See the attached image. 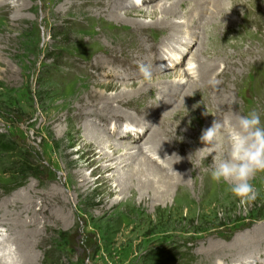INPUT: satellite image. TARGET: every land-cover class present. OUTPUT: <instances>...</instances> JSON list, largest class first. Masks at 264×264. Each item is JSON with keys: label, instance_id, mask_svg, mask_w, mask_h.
<instances>
[{"label": "rangeland", "instance_id": "1", "mask_svg": "<svg viewBox=\"0 0 264 264\" xmlns=\"http://www.w3.org/2000/svg\"><path fill=\"white\" fill-rule=\"evenodd\" d=\"M201 1L186 0L183 6L180 1V6L183 10L185 7L192 10L197 6L200 8ZM114 3L117 4V1L0 0V264H26L15 258L18 255L16 246L7 240L8 234L9 239L18 235L19 224L32 232L30 249L33 254L28 264H264V172L251 180L258 196L250 203H241L228 190L227 183L221 187L224 191L216 187L207 188L204 174L213 159L210 161L207 157L210 153L217 156L222 149L202 143L198 136L203 129L211 126L212 123L206 122L208 117L215 119L216 115L222 117L223 113L228 118L230 115L236 116L233 114L236 110L237 114L246 115L255 109L264 124L263 67L249 66L261 54L264 55V0H237L220 6L212 15V23L207 25L209 27L205 34V39L208 34L210 36L205 40L210 53L199 49L195 56L200 61V54L205 57L208 53V57H215V60L210 58L216 66L209 78L213 83H219L210 87H206V81H202L201 86L198 84L201 90L206 87L205 90L212 97L207 98L203 90L199 99L185 98L184 103L191 111L181 108L175 97V102L161 111L160 117H163V113L177 108L172 112L174 115L168 114L162 119L161 125L167 127L181 123L182 128L192 135L186 141L181 140L180 134L167 135L170 140L168 145L172 146L173 151L176 150L175 158L181 161L180 158L186 160L191 155L192 161V168L186 164L184 167V170L187 169L184 179L191 184L187 189L190 196L180 194L177 206H172L175 189L171 191V200L153 195L148 202L143 197V192H149L144 191L145 187L136 186L130 191H122L119 184L124 182L120 180L122 174L119 171H100L97 169L101 163L98 159V162L88 164L92 158L78 152L79 143L69 147L62 133L68 122L74 124V129L85 124L94 125L103 134H112L120 152L125 149L121 144L140 146L147 139L149 130L144 131L137 122L135 127L129 128V121L123 122V128L129 130L127 137L134 139V133L143 131L138 136L140 140L133 142L110 128V125H116L117 119H113L109 128L104 126L112 118L99 105L97 109L94 107L101 99L92 94L112 97L118 93L112 85L105 91L100 83L106 80H100V77H110L98 75L101 64L107 60L113 62V55L127 57L135 54L141 57L148 50V59L143 58L144 62L141 63L157 66L159 54L171 52L167 46L158 45L169 32V29L160 28L172 24L164 27L142 26L155 23L149 16V9L137 14L139 6H151L150 3L131 4L127 8H122L120 4L117 7ZM156 4L159 2L152 5ZM209 5L208 8L211 7ZM237 5L242 9L235 15L224 17L231 21L230 24L213 20L217 14L235 11ZM113 10L120 11L122 15L126 11L133 12L130 17L141 19V25L128 19H117L113 16ZM177 10L176 20L187 21L186 17L178 14L180 8ZM153 17L160 19L161 15L156 13ZM145 27L144 31L142 28ZM182 28L189 29L185 26ZM137 32H140L142 47L136 40ZM181 39L175 36L174 45H179ZM151 43L157 44L155 49H151ZM195 47L193 45L186 51L187 54L192 53ZM218 48L219 53L216 52ZM189 54L187 57L183 55L182 60L173 63V66L160 62L159 71H153L152 80L146 81L156 88L150 90L154 88L152 86L146 90L148 93L144 91L135 99L124 100V104L130 103L129 106H116L122 111V116L129 112L136 119L138 115L128 108L140 104V101H145V106H149L162 93L157 87L168 86V82L176 83L186 72L189 73L186 79L192 80V76L197 78L199 71L190 64ZM200 63L204 69V64ZM161 65L164 70H161ZM126 67L110 63L102 72L119 75L127 72L125 82L111 81L119 85L125 83L121 89L126 85L134 89V83L144 82L138 66ZM131 71L133 73L129 75ZM253 86H257L255 91ZM216 92L226 94L223 102L225 97L230 96V101L239 105L241 113L232 108L235 103L231 102L229 109L224 106L226 110L220 109L218 114H207L205 107L219 105L214 98ZM244 97L252 100V104L247 106ZM179 99L182 100V97ZM160 117L155 118V123ZM194 139L197 141H192ZM185 142H191L193 148L191 145L188 148ZM69 150L75 153L69 155ZM140 152L138 154L142 156ZM152 155V159H160V154ZM205 159L207 167L203 169ZM159 164L165 165L164 159ZM78 172L87 174L85 183H89L88 187H83ZM205 188L206 193L203 191ZM27 189H31L35 197L39 195L47 200L43 204L45 211L40 216L35 210L29 216L24 210L26 202L20 195H24ZM146 196L150 198L151 195ZM9 202L12 203L8 206ZM34 228H39V231L36 232ZM4 251H13L10 259Z\"/></svg>", "mask_w": 264, "mask_h": 264}, {"label": "bare ground", "instance_id": "2", "mask_svg": "<svg viewBox=\"0 0 264 264\" xmlns=\"http://www.w3.org/2000/svg\"><path fill=\"white\" fill-rule=\"evenodd\" d=\"M116 1H117V4L114 3V5L118 7V4H120L122 8H127V6L131 5V4L139 5L141 3H148V4L150 3L151 6L148 5L147 7H143V8L139 6L140 9H139V11H137L138 12L137 14H139L140 12L144 13L147 9H149L148 10V12H150L149 16L152 17V20L155 21V23H152V24H150V23L146 24L145 23L142 26H148V28H149V26H151V27H153V26L164 27V26L172 24V26H170V27L160 28L162 30L169 29V32H168V34L164 33V34H166V37H164L161 40L160 44H158V45H160L161 47L162 46H167L168 48H170L171 52H167V55L159 54L158 60L160 62L166 63V66H170V65L173 66V63L182 60L183 55H186V57H187L189 52L187 54L186 51H189V49L193 45H196L194 51L192 53H190L191 56L188 59L190 60V64L192 66H194L193 69H197L199 71V74H198L197 78H194L192 76L193 79L192 80H188V79H186L185 76L186 75L189 76V73L186 72V74H184V72H182L184 74V75L182 74L184 78L182 77L177 82L175 81L176 83L168 82V86H161L159 88L157 87V89L162 90V93L159 96H157L155 98V100H152V102L149 104V106H145V101H140L141 103L140 104L137 103V105L134 106L133 108H128L127 107L129 111L133 110L138 115L139 118L137 117L135 119L136 116H134L133 113H129V112L128 113L125 112L123 114V116H122V114L120 113L122 111L118 110L119 108L117 109L116 106H119L120 108L123 107V106H129L130 103L129 104L128 103L124 104V102H125L124 100L135 99L136 95H139V94L141 95L142 93H144V91L147 92L146 90L148 88H151L154 85H152V84L149 85L148 83H146V81H144L142 83H134L132 85L134 87V89L133 88H131V89L127 88V85H126V87L123 86L124 89H121L122 85H124L125 83L119 85V83H115L114 84L112 82H114V81H116V82H125L126 81L125 80L126 79V75H128L127 72H122V74L119 75V74H114V73H105L104 74L102 71L107 66H109L110 63H114V64L118 63L119 65L123 66L124 68L126 66H128V64H129L128 67H130L131 65L134 66V67L138 66L137 65L138 63L140 64L141 62H144V60H142L143 58L145 59V58L149 57V51L148 50L145 51V54L143 56H141V57L136 56L135 54H131V56H127V57L113 55L111 57V59L113 58V62H112V60H107L105 63H102L101 66H100L102 70L101 69L98 70V72L100 73L98 75H100V76L103 75V77H107V76L110 77V78H101L100 77V80H106V81L100 83L102 85V87L105 89V91H106L107 87L112 85L115 88V90L118 91V93L115 94L112 97L104 95V94L99 95L100 93L92 94L94 96H98L101 99V101L98 100V102L95 103L94 107L97 109V106L99 105L112 118L111 122H109L107 120V122H105L103 124L104 126H106V127L108 126V128H109V124L113 123L112 122L113 119H117L116 120L117 121L116 125H113V127H112V125H110V128H113L114 129L113 131L119 132V135H123L124 139H127V140L132 139L130 137H127L129 135V134H127V132L129 130L127 131V130H125V128H123V122L124 121H129L127 128L135 127L136 124L138 123L140 128L143 129L144 131H145V129H148L149 133H148L147 139H146V141L144 143V145H146V146L144 147V145H141V144H139L140 146H131V145L121 144V145L124 146L125 149H123L120 152L119 151L120 148L118 149V144H117L118 142L114 141V139L112 138V134L111 135H105V134H103V132H101V130L100 131L97 130V128L94 125L90 126V125H86L85 124L84 126H81L80 128H75L74 129L73 128L74 124L68 122V126H66V128L64 130L62 129V133H63L64 139H65V142H67V145L69 147L75 145L76 143H79L80 144V148L78 149V152L83 153L84 155L87 154V155H89L92 158V160L89 161L88 164L91 163V162H94V161H96L98 159L99 161H101V163L99 162L100 165L97 166V169H100V171H104V172H109V171L114 172L116 170L119 171L122 174V177H120V180H123V182H124V183H120L119 184V186H121V190L122 191L123 190H127V189H129V191H130V188L136 187V186L143 187V188L145 187L144 191L145 190H149V192L148 193H147V191L143 192V197L148 202V201L152 200L151 198H153V195L155 196V198L157 197V198H160V199H168V200L170 199L171 200V198H172L171 191H173V189H175V191H174L175 193H173L174 195H173V199H172V201H173L172 202L173 203L172 206H177V203L181 199V195L180 194H182V193H183L182 195L189 194V196H190V192H188L187 189H189V186L191 184L187 183V181L184 179L185 178V170H187V169L184 170V167H185V164H186V166L192 168V165H191L192 161H191V159H189V157L188 158L185 157L186 160H183L182 158H180L181 161L179 159L175 158L174 152H176V150L173 151L174 149L172 148V146L168 145V143L170 144V142H169L170 140L168 139L167 135L171 134V133H174V134H177V136H179V134H180L182 141H186L185 139L187 137L192 136V135L190 134V132H187L186 130H184L182 128L181 123L180 124H175V125L173 124L174 128L172 127L173 125H170V126L168 125L167 127L164 126V125H163L164 126L163 127L161 125L162 119H165L168 114H170L171 116L174 115L172 112L176 111L177 108L173 107L172 109H170L169 112H166L165 115L163 113V115H164L163 117L164 118L160 117L162 115L161 111L164 108L166 109V108L170 107V105L175 102V99H173L175 97L178 98L179 106H182L181 108H183V109L187 108L188 110H190V109L188 108L186 103H184V100H186L185 98H195V97H197V99H199L200 97H202L201 92L203 90H204L203 93L207 96V98L208 97L209 98L212 97L211 94H208V92L205 90V88L216 84V83L212 82L211 78H209L210 75H212V71H214V68L216 66V64L212 63V60H211V59L215 60V57L210 56V55L208 57L207 56L208 53L207 54L205 53L206 54L205 57H204V55L200 54L201 55V61H200L199 59H196L195 56L197 55L199 49L209 52L208 49L205 46V40L208 37H210V36H208L209 35L208 34L207 38L205 39V34L208 31V27H209V26L207 27V25L212 23V18H211L212 15H214V13H216V11L220 8V6L225 5L226 3L237 1V0H230V1L229 0H203V1H201L202 3L200 4V6H201L200 8L197 6L198 8L195 7L194 9L192 8V10H190L189 7L188 8L185 7L184 10L181 9V6L184 5V2L186 0H164V2H162L163 0H141V2H140V0H116ZM180 1L183 2V4H181V6H180ZM153 2H155V3L159 2V4L152 5V4H155ZM196 3H198V2H196ZM209 4H211L210 8H208V6H210ZM117 7H114V8L117 10L118 9ZM150 8H151V10H150ZM178 8H180L178 14L180 16H182V17H186L187 21H183L182 22L180 20H176V11H178L177 10ZM239 9H242V6H240V8H239V5H237L235 11H230L228 13H224L223 12V13L217 14L216 18L213 19V20H216L217 22L221 20L222 21V22L220 21L221 23H223V22L224 23H226V22L228 23L230 20L227 21L226 19H224V17L227 16V15H231V14L235 15L238 12ZM116 10H113L112 13H113V16L116 17L117 19H128V20L132 21L133 23L139 24V26L141 25V19H133V18L130 17L133 12L126 11L122 15V13L120 11H116ZM156 13L161 15L160 19H158L156 17H153ZM179 15H177V16H179ZM143 16H144V14H143ZM232 17L230 19H232ZM230 22H229V24H230ZM142 23H144V22H142ZM183 26H185V27H187V29L188 28L189 29L188 30H186V29L184 30L182 28ZM142 29H144V31H145L146 27L142 28ZM214 31H215V29H214ZM111 33H113V32H111ZM116 33H118V32H116ZM123 34H127V33H123ZM139 36H140V32H137L136 40H138L141 43V47H142V42L139 40ZM175 36H176V38H182L181 41H179V43H178L179 45H177V46H175L176 44L174 45V43H173V41L175 40ZM208 40H207V44H208ZM125 42L126 41H124V43ZM155 44L156 43H151L150 44L151 49L156 47L157 44L156 45ZM208 46H211V45H208ZM150 47L147 46V49H150ZM219 48H218V50L215 49V50H217L216 51L217 53L221 52L220 49H223V48H220V49ZM215 50L212 51V52L214 53ZM180 55H181V57H179ZM263 57H264V55L261 54L259 56V59L251 62L249 64V66L252 65V66L257 67V68L263 67L262 71L264 72V60H263ZM173 58L176 61H174ZM200 62H202L204 64V69H202V67L200 65L201 64ZM159 63H158L157 66L152 65L153 71H156L157 69L159 71V68H158L159 67ZM111 66H112V64H111ZM231 66H232V64H231ZM128 67H126V68H128ZM101 72H102V74H101ZM209 72H211V73H209ZM132 73H133V71H131V73L129 75H131ZM250 74H251V72H250ZM190 76H191V74H190ZM253 77L254 76L252 75V78ZM117 78H119V80H117ZM167 78H169V77L167 76ZM160 79H163V77H161ZM160 79H158V80H160ZM202 81H206V83L208 82V84L206 85V87L203 90H201V87H200L202 85L201 84ZM262 86H263V93H264V82L262 83ZM155 88L156 87L154 86V88H151L150 90H154ZM255 88H257V86ZM255 88L253 86L254 91L256 90ZM257 94H258V91H257ZM225 95L226 94L224 92L223 93H221V92H216L215 93L214 98L216 99V101L219 102V105L216 104L215 106L205 107L207 114L209 113V115H210V113H212V112H215V113L218 114V113H220V109H221V111L225 109L224 106H227V108L229 109L230 105H228V104L231 103V102L235 103V101H230L231 100L230 96L225 97V102H223V99H224ZM180 97H182V100L179 99ZM259 99H261V98H259ZM263 100H264V94H263ZM244 101L247 104V106L252 104V100H250L247 97H244ZM71 105H69V106H71ZM232 108L233 109L234 108L238 109V112L241 113L239 111V109H241V108L239 107V105L237 103H235V106H232ZM242 108H243V106H242ZM192 110H195V109H192ZM243 110H244V108H243ZM89 111H93V110H89ZM233 114L237 115V110H236V113L234 112ZM121 116H122V119L120 120ZM156 117L157 118L160 117V119L155 123L154 120H155ZM181 117L182 116H180V119H181ZM223 117H224V119H228V120L234 121L236 116H231L230 115L228 118H226V116H223V113H222V117L219 114H218V116L216 115L215 119L214 118L210 119L208 117L206 122L208 124H210L214 120L222 119ZM70 119H72V118H70ZM74 122H76V120H74ZM178 122H179V120H178ZM76 123H78V122H76ZM193 129H194V125H193ZM135 131H136V129H135ZM137 132L134 133L135 134L133 136L134 139H132L130 141L133 142V141H139L140 140L141 137L138 138V136L141 135L143 131H141L140 133L139 132L137 133ZM62 133H60V134H62ZM200 135H201V133H200ZM200 135H198V136H200ZM130 136H132V134H130ZM163 136H165V138ZM172 136H174V135H172ZM135 137H137V138H135ZM195 138H197V137H195ZM172 140H174V138ZM192 141H197V140L194 139ZM221 141H223V140L221 139ZM176 142H177V139H176ZM185 144L188 146V148H189V145H191L190 147L193 148V144L191 142H190V144L188 142H185ZM180 146H182V145H180ZM110 150H112V152ZM139 151H141L140 153L142 154V156L140 154H138ZM74 153H75L74 150H72V151L69 150V152H68L69 155L70 154H74ZM152 153L160 154V159H158V160L152 159L153 158ZM221 154H222V152L218 151V155H221ZM204 156H206V154ZM213 156H214V153H210L208 155L207 159L210 160ZM180 157H181V155H180ZM162 159H164L165 165L159 164V163L162 162ZM207 159H205L203 161V165H204L203 169H206V167H207V164L205 165V161ZM98 160L96 162H98ZM157 162H159V163H157ZM210 171H211V169L209 167V170L207 169L206 173L204 174V179L202 177L203 180H206V185L208 186V187L207 186H205V187H207V188H215L216 187V188H219V190H221L222 189L221 187H224L226 182H223V181L214 182L211 179ZM78 174H80V173L78 172ZM80 176L82 177V181L84 183L83 187H88L89 183L88 184H87V182L85 183V181H87V179H88L87 174L83 173V174H80ZM113 178H114V176H113ZM208 184L209 185L211 184V185L209 186ZM192 185H194V184H192ZM117 187H118V185H117ZM203 191L206 193V188ZM222 191H224V190L222 189ZM136 193H137V191H136ZM34 195H33V192H32L31 189H27L25 194L24 195H20V197H23L25 202H26L24 204L25 205L24 210L29 214V216H30V214H33L32 210H35V213L39 214V216H40L41 212L45 211V207H44L43 204L47 200H46V198H45V200L41 199V196H39V195H38V197H35ZM146 195H151V196L149 198ZM200 195H202V194L200 193ZM186 197H188V195ZM59 199L60 198H58L57 200H59ZM156 200L158 202V199H156ZM11 203L12 202H9L8 206L11 205ZM37 206H39V209H37ZM159 206H160V204H158V207ZM8 216L11 217L10 214H8ZM35 216L37 217L38 215H35ZM46 217L47 218H51L50 215H46ZM13 218L14 217H12V219ZM59 220H61V218H59ZM30 225L31 224H29V226ZM18 227H17L18 235H16L14 238L9 239L10 238L9 237L10 234H8L7 240L10 241L12 245L16 246L15 247V251L18 253V255L14 254V255H17V257H15V258H18V259H20L19 261H23L24 263L28 264V263H30L29 260L31 259L32 254H33V253H31V249H30V246H31V243H32V240H33L32 239V232H31V230H28V228H26L22 224H19ZM34 230L36 232H38L39 228H34ZM12 252L13 251L5 252V256L7 255V258L10 259L11 258L10 254Z\"/></svg>", "mask_w": 264, "mask_h": 264}, {"label": "clouds", "instance_id": "3", "mask_svg": "<svg viewBox=\"0 0 264 264\" xmlns=\"http://www.w3.org/2000/svg\"><path fill=\"white\" fill-rule=\"evenodd\" d=\"M160 68L164 70L163 65ZM138 71L144 81L152 80L151 65L141 63ZM199 139L206 145L222 149L221 155L213 156L211 179L226 182L228 190L241 203L255 201L258 192L251 180L264 172V124L261 123L260 113L251 110L246 115L237 114L234 121L214 120L211 126L202 130Z\"/></svg>", "mask_w": 264, "mask_h": 264}]
</instances>
